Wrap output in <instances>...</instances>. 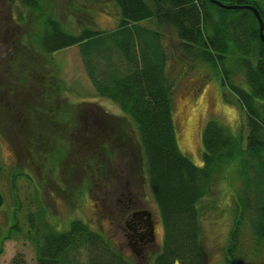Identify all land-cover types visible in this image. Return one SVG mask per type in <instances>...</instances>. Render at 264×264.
<instances>
[{
  "label": "trees",
  "instance_id": "trees-1",
  "mask_svg": "<svg viewBox=\"0 0 264 264\" xmlns=\"http://www.w3.org/2000/svg\"><path fill=\"white\" fill-rule=\"evenodd\" d=\"M20 1L25 8L36 6V0ZM109 1L119 15L117 28L111 33L116 36L112 43L126 61L127 71L100 68L101 76L96 80L92 57L84 53L87 55L84 59L93 71L90 76L97 95L121 110L137 136L135 139L127 135L130 142L124 141L126 132L118 125L115 128L114 121L88 110L92 119L82 127L86 123L90 134L75 144L68 142L66 149L76 154L78 146L76 158L89 157V166L86 165L91 169L92 157L112 155L114 150L108 143L117 142L123 162L121 174L111 176L101 162L93 174H83L90 190L106 197L104 192L116 183L126 190L127 200L143 198L148 193L163 229V243L153 264H204L199 204L210 194L218 174H225V179L234 175L241 188L233 210L234 227L224 250V263L235 264L240 259V234L246 214L250 216L255 248L264 250V42L259 38L258 22L247 7L254 6L264 24V0H217L225 5L242 6L235 10H226L210 0ZM15 22L21 24L23 20ZM142 22L172 28L184 57L199 61L219 74L221 85L236 97L238 108L246 116L248 134L244 147L241 136H233L218 122L208 121L201 134L202 167L181 153L172 117V91L165 71L162 34L159 29L140 27ZM13 35V49L3 55L9 57L7 63L11 69L24 72L23 65H31L27 59L34 52L25 43L24 34ZM109 36L88 27L76 33L68 32L57 21L46 17L31 41L35 51L51 57L59 50L96 40L103 42ZM237 79L241 82L236 83ZM50 84L48 81V88ZM60 91L52 88L54 96ZM18 114L19 121H23L25 112ZM84 118L86 121L88 117ZM103 129L109 132L103 134ZM3 203L0 189V207ZM11 230L18 231V226L15 224ZM36 236L37 264H77L75 254L80 249L90 254L87 264H132L115 254L100 234L80 221L71 223L68 231L61 233L44 224ZM10 264L21 263L15 259Z\"/></svg>",
  "mask_w": 264,
  "mask_h": 264
},
{
  "label": "rangeland",
  "instance_id": "rangeland-1",
  "mask_svg": "<svg viewBox=\"0 0 264 264\" xmlns=\"http://www.w3.org/2000/svg\"><path fill=\"white\" fill-rule=\"evenodd\" d=\"M46 17L57 21L68 32L76 33L88 27L105 36H111L119 23L118 11L109 0H36L34 8H25L20 0H0V189L4 197L0 207V242L3 243L0 264H10L15 259L21 264H37L36 231L46 224L59 233L67 232L71 223L78 221L100 234L122 259L132 264H153L163 243V229L149 194L142 197L156 220V245L140 263L125 250L117 228L109 223L111 219L114 223L119 221L113 217L120 215L117 193L125 189L115 183L104 192L106 197L95 195L83 175L93 174L100 162L111 176L121 174L123 162L117 142L108 143L114 150L112 155L92 157V170L88 169L89 157L76 158L78 146L76 154L66 149L68 142L75 144L90 134L86 123L92 116L90 119L88 110L114 121L115 128L118 125L126 132L124 141L130 142L127 135L136 139L134 126L121 110L97 95L90 76L92 69L84 59L87 55L92 57L96 80L101 76L100 68L125 73L128 65L112 43L116 36L104 38V43L96 40L72 46L47 57L35 51L31 41ZM18 19L23 23L16 24ZM139 26L159 29L162 34L165 71L172 91V117L181 153L194 165L202 167L201 134L208 121H216L233 136H241L244 147L248 134L246 116L238 108L236 97L221 85L219 74L199 61L184 57L172 28L160 24L151 26L147 22ZM13 33L24 34L25 43L34 52L27 59L31 65H23L24 72L11 69V64L7 63L9 57L3 55L13 49ZM106 54H109L108 59ZM52 88L61 91L54 96ZM22 110L25 119L19 121L18 112ZM84 122L85 127H82ZM105 131L109 132L103 129L101 133ZM217 177L210 194L199 204L204 264H225L224 250L234 227L233 210L241 188L234 175L229 179H225V174ZM112 190L114 195H111ZM119 200L121 204L123 199ZM246 216L240 234L241 256L235 264H264V250L255 248L250 216ZM15 224L18 231L11 230ZM89 255L86 249H80L75 254L77 264H87Z\"/></svg>",
  "mask_w": 264,
  "mask_h": 264
},
{
  "label": "flooded vegetation",
  "instance_id": "flooded-vegetation-1",
  "mask_svg": "<svg viewBox=\"0 0 264 264\" xmlns=\"http://www.w3.org/2000/svg\"><path fill=\"white\" fill-rule=\"evenodd\" d=\"M122 191L125 193L126 190L121 189L120 193H117L120 197L116 199V205L119 206L117 213L120 215L113 216L119 221L114 223L115 221L111 219L109 223L117 228L118 237L125 242V250L141 263L146 259L149 250L156 245V220L143 198L127 200ZM120 198L123 199L121 204Z\"/></svg>",
  "mask_w": 264,
  "mask_h": 264
},
{
  "label": "water",
  "instance_id": "water-1",
  "mask_svg": "<svg viewBox=\"0 0 264 264\" xmlns=\"http://www.w3.org/2000/svg\"><path fill=\"white\" fill-rule=\"evenodd\" d=\"M211 2H213L214 4L218 5L219 7H222L226 10H235V9H238V8H242V6L240 5H225L223 3H221L220 1H217V0H210ZM254 14L257 22H258V25H259V38H260V41L261 42H264V24H263V21L260 17V14L258 12V10L254 7V6H247Z\"/></svg>",
  "mask_w": 264,
  "mask_h": 264
}]
</instances>
